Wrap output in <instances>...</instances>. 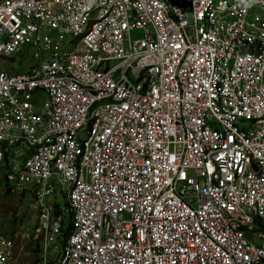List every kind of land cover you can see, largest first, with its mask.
<instances>
[{"label":"built area","instance_id":"built-area-1","mask_svg":"<svg viewBox=\"0 0 264 264\" xmlns=\"http://www.w3.org/2000/svg\"><path fill=\"white\" fill-rule=\"evenodd\" d=\"M24 48L0 161L26 145L33 220L0 264H264V0H0V58Z\"/></svg>","mask_w":264,"mask_h":264},{"label":"rangeland","instance_id":"rangeland-1","mask_svg":"<svg viewBox=\"0 0 264 264\" xmlns=\"http://www.w3.org/2000/svg\"><path fill=\"white\" fill-rule=\"evenodd\" d=\"M132 38H141L143 36L142 30H134L132 32ZM68 38V42H70ZM63 50L69 52L72 50L71 44H66L63 46ZM30 50L24 48L16 58H0V67H7L11 70V74H20L28 70L30 66L35 65V62L29 57ZM242 126H247L242 124ZM8 153L11 154L12 160L10 158L9 162H4L0 164V233L14 238L19 245H25L26 241L23 240V235L26 234V223L33 220L25 200L19 195L14 194L8 186L6 181V175L10 172L11 166L20 167L28 156V149L25 144L10 147ZM7 154V155H10ZM51 200L56 203L62 211L67 221H70L71 215L67 213L68 202L66 197L63 195L61 188H58V194L51 198ZM28 226L31 228L32 223ZM39 247L37 246V251Z\"/></svg>","mask_w":264,"mask_h":264},{"label":"clouds","instance_id":"clouds-1","mask_svg":"<svg viewBox=\"0 0 264 264\" xmlns=\"http://www.w3.org/2000/svg\"><path fill=\"white\" fill-rule=\"evenodd\" d=\"M166 1H168L169 3H171V4H174L175 3V0H166ZM255 10V8H253V11ZM142 38V37H141ZM133 39V38H132ZM135 39H137V38H135ZM23 50V49H22ZM21 50V51H22ZM20 51V52H21ZM19 52V53H20ZM18 53V54H19ZM17 54V55H18ZM17 55H15V56H12L13 58H16L17 57ZM12 57H9V58H12ZM30 57V56H29ZM2 58H5V57H2ZM1 68H3L4 70H6L7 72H10L11 73V70L10 69H8L7 67H0V69ZM242 124H246V125H248L247 123H245V122H240L238 125L241 127V128H243V127H245V126H242ZM7 154H10V153H8V147L6 148V147H3V158H2V160L0 161V164H3L4 162H9L10 161V158H11V160H12V156H11V154L10 155H7ZM4 158H6V161L4 160ZM9 164H11L10 162H9ZM11 168H13V166H11ZM11 168H10V172L6 175V181H7V183H8V179H7V176L10 174V173H12V171H11ZM61 190H62V188H61ZM62 193H63V190H62ZM58 194V191H57V193H56V195ZM18 195V194H17ZM56 195H54V196H56ZM63 195L66 197V195L63 193ZM53 196V197H54ZM52 197V198H53ZM66 199H67V197H66ZM51 200V199H50ZM252 230H249L247 227H245V228H243L242 229V231L247 235V237H249V238H254L253 237V233H257V234H264V218H260V217H256L255 219H254V221H253V224H252ZM254 241H256L258 244L259 243H261V240L259 239V237H257V238H255L254 239Z\"/></svg>","mask_w":264,"mask_h":264},{"label":"trees","instance_id":"trees-1","mask_svg":"<svg viewBox=\"0 0 264 264\" xmlns=\"http://www.w3.org/2000/svg\"><path fill=\"white\" fill-rule=\"evenodd\" d=\"M7 148V147H6ZM10 147H8V150H9ZM4 160L6 161V158H4Z\"/></svg>","mask_w":264,"mask_h":264}]
</instances>
